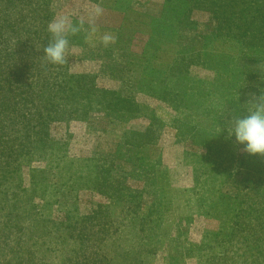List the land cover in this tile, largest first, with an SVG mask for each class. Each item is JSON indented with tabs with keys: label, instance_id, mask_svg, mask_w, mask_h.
<instances>
[{
	"label": "rangeland",
	"instance_id": "1",
	"mask_svg": "<svg viewBox=\"0 0 264 264\" xmlns=\"http://www.w3.org/2000/svg\"><path fill=\"white\" fill-rule=\"evenodd\" d=\"M50 2L48 22L67 17L75 28L63 65L24 33L37 5L0 0L23 50L7 43L35 89L49 81L51 102L84 110L49 120L47 146L19 165L18 188L3 185L1 212L12 223L0 225V264H264V156L245 153L225 130L264 102V68L224 39L203 41L217 26L211 15L232 7ZM108 33L115 42L106 46ZM45 65L49 78L39 76ZM78 75L90 77L97 102L79 93L83 82L74 86ZM34 101L37 115L45 94ZM78 228L83 247L56 237Z\"/></svg>",
	"mask_w": 264,
	"mask_h": 264
},
{
	"label": "trees",
	"instance_id": "2",
	"mask_svg": "<svg viewBox=\"0 0 264 264\" xmlns=\"http://www.w3.org/2000/svg\"><path fill=\"white\" fill-rule=\"evenodd\" d=\"M93 1L99 2L100 0ZM179 1L183 2L184 0ZM15 2H25L24 5L31 7L37 5V9L32 11L34 17H32L31 21H27V24L29 26L32 24L34 28L33 30H24V33H28V35L31 33L35 37L38 35V39L42 40L45 46L50 43L53 39L52 34L47 30L48 21L50 20L49 16L51 15L49 9L51 5L50 0H14ZM187 2L193 7H209L210 9L213 5H217L224 8L226 6L235 8L234 10L231 8L228 14L224 13L219 16L218 14L220 13L217 12V16L211 15L216 17L217 26L215 25L216 29L211 31L210 35L203 36V41L208 43L224 39L225 41L222 43L233 44L238 48V56L242 57L245 63L259 64L264 68V0H187ZM38 6L41 7V10L38 9ZM9 15V12L0 14V203L6 200L4 193L6 189L3 185L9 183L12 189L18 188L21 180L17 172L19 165L25 162L26 164L30 163L33 157H38L35 154L40 153V150H43L47 146V122L53 118L68 114L72 117V113L79 116V113L82 114L84 110L82 108H76L70 111L71 109L66 106L69 101L65 100L51 102L48 99V96H50V92L48 91L49 81L35 89L37 83L33 82L30 78L25 80L27 76L25 64L19 56L18 59H16L17 56L14 57L12 50L14 47L8 45V43L10 44V39H15V46L23 50V43L20 41L22 34L16 28L18 23L15 22L11 25ZM177 20V16H173L172 14L169 28H172ZM17 53L19 54V52ZM7 58H11V62L7 61ZM229 59L222 58L221 61L227 62ZM46 68L48 67L45 65L39 76L43 78L50 77L51 73H48V69ZM45 71L49 76L41 74ZM87 78L89 79L90 77L78 75L75 78V83L77 79V84H74V86L80 87L81 82H83V87L79 93L83 92L86 94L85 99L87 98V102H97L96 98L98 95L94 87L92 85L86 87L88 82L83 80ZM62 82L65 84V79ZM42 86H46V88L42 90ZM84 87L85 89H83ZM41 93L45 94L47 105H40L44 113L38 110L36 115L32 111V108L37 105L34 97L38 96V94L41 95ZM79 93L76 92L75 94L79 95ZM71 102L79 107L81 100L77 101L76 99H72ZM66 109L67 111L65 113L64 110ZM80 109L82 110L81 112L77 111ZM52 113H55V115L51 117ZM1 211L2 209L0 207V217L3 220L0 221V225L8 227L9 223H12L11 214L4 211L2 213ZM41 219L43 218L41 217ZM70 227L75 228L73 223ZM79 230V228L77 230L71 229L70 231H65L67 235L58 234L56 237L61 240L68 238L70 241L73 240V243H80L79 245L83 247L85 240L82 239V236L84 234ZM48 231L52 232L51 225ZM1 232L4 233V231ZM81 246L74 247L72 250L76 258H80L84 254V249Z\"/></svg>",
	"mask_w": 264,
	"mask_h": 264
},
{
	"label": "clouds",
	"instance_id": "3",
	"mask_svg": "<svg viewBox=\"0 0 264 264\" xmlns=\"http://www.w3.org/2000/svg\"><path fill=\"white\" fill-rule=\"evenodd\" d=\"M99 11L97 9V14ZM47 30L53 39L44 47V56L54 65H63L66 62V50L69 45L67 37L75 28L67 17H59L48 24ZM102 42L106 46L114 43L115 36L105 34ZM225 130L228 137H234L235 142L242 146L245 153L264 156V102L257 99L255 107L247 115L232 120Z\"/></svg>",
	"mask_w": 264,
	"mask_h": 264
}]
</instances>
